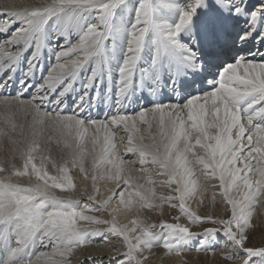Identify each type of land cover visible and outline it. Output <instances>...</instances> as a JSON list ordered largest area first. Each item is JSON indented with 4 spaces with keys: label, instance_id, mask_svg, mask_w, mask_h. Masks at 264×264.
Instances as JSON below:
<instances>
[{
    "label": "snow or ice",
    "instance_id": "1",
    "mask_svg": "<svg viewBox=\"0 0 264 264\" xmlns=\"http://www.w3.org/2000/svg\"><path fill=\"white\" fill-rule=\"evenodd\" d=\"M0 151V264H264V0L0 5Z\"/></svg>",
    "mask_w": 264,
    "mask_h": 264
},
{
    "label": "bare ground",
    "instance_id": "2",
    "mask_svg": "<svg viewBox=\"0 0 264 264\" xmlns=\"http://www.w3.org/2000/svg\"><path fill=\"white\" fill-rule=\"evenodd\" d=\"M40 2V0H0V5H12V6H15V7H24V6H31V5H36ZM47 60V59H46ZM48 63V61H47ZM47 63L45 66H47ZM27 98V97H25ZM103 114L99 116V118H102ZM155 131V129H154ZM42 146H44L42 144ZM120 149L121 151L123 150V144L120 145ZM5 159V153L0 151V161L4 160ZM126 159H131V157H127ZM16 163L18 164V166L20 165V161L17 160ZM137 167H138V164H137ZM49 170L51 171V168L49 166ZM73 176L76 178V183H77V186H78V190L76 193L72 194L73 195V198H79V199H85L84 196L81 195V187L82 185H84L85 183L88 184V190L89 192L91 191V182L90 181H84L83 178L81 177V175L77 172V171H73ZM133 175H136V176H139L141 175L138 171H133ZM159 179V178H157ZM22 183H28L29 181L27 180V178L21 180ZM140 182H143V180H141ZM101 188L103 189L104 188V185L103 183H101ZM218 192L219 190L218 189H214V188H210L208 190V192L205 194V198H204V204L203 206H200L199 209H202L201 207H208V208H214L212 203H211V197H212V192ZM157 192H163L165 195H167V189H161L159 186L157 187ZM57 194H61L59 191L57 192ZM64 195H68L67 193H63ZM216 205L215 207L216 208H219L221 209L222 211H224V206L223 204L221 203V197L220 196H216ZM115 203V202H114ZM157 203H159V201H157ZM191 206L194 208L198 207L199 205L196 203V201H192L191 202ZM214 208V209H216ZM203 210V209H202ZM158 213V212H157ZM141 218L142 219H147V217L149 216V213L147 210H144L141 214ZM131 216L129 214H126L125 212L121 211L120 213H118V219L121 221V222H127L128 219H130ZM95 249L94 248H90L88 250V252H81L78 254V258L79 259H83L85 255L87 254H90L94 251ZM161 250V249H160ZM154 252V249L152 250ZM195 253H189L188 256L189 257H194ZM211 257L214 258L215 256H212V254L210 253ZM179 261V259H177L176 257L172 256L170 259H164L162 260L161 259V251L158 252V253H155L154 252V255L153 257L147 261V264H176V262ZM73 264H76V260L74 259L73 261Z\"/></svg>",
    "mask_w": 264,
    "mask_h": 264
},
{
    "label": "rangeland",
    "instance_id": "3",
    "mask_svg": "<svg viewBox=\"0 0 264 264\" xmlns=\"http://www.w3.org/2000/svg\"><path fill=\"white\" fill-rule=\"evenodd\" d=\"M42 144H43V142H42ZM44 146L47 147V145H44ZM51 155L53 158L57 159L58 161L60 160L61 153L57 150V148L54 144L51 145ZM202 183H203V181H202ZM217 196H219V195H217ZM216 201H218V200H216ZM199 208H200V206L194 208V210H197L198 214H200V215L211 214V215H214L216 217H222L224 215V211H222L221 209L216 208V207H214L216 209H214V208L210 209L208 207H201L203 210L199 209ZM148 213H149V216L147 217V219L145 221L148 223L155 222L156 224H159L161 220H166L169 223H174L176 221L173 219V217L179 215L177 209H170L167 204L164 205L163 215H160L157 212H151V211H148ZM179 222L180 223H186V221L183 217H181ZM204 227H217L218 228L220 226L219 225H213V224H204L202 226L201 225H191V228L193 231H202ZM261 242H262L261 237H260L259 233H257L251 239L250 244L260 245ZM224 250L227 251L228 249H224ZM160 251L162 252V249L160 250V248H154L155 253H158ZM220 251H221L220 249H217V255L214 258L211 257L210 253H208L207 255L204 253H200L199 255H197L195 253L194 257L188 256V259H189L190 264H239V261L233 262V261H228V260L222 259L220 254H219ZM174 257H176V256H174ZM176 258L180 260V257H176Z\"/></svg>",
    "mask_w": 264,
    "mask_h": 264
}]
</instances>
